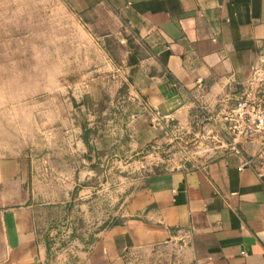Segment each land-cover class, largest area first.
<instances>
[{
	"label": "rangeland",
	"instance_id": "obj_1",
	"mask_svg": "<svg viewBox=\"0 0 264 264\" xmlns=\"http://www.w3.org/2000/svg\"><path fill=\"white\" fill-rule=\"evenodd\" d=\"M148 51L104 4L0 0V162L14 171L0 196L32 205L49 264L73 263L122 219L127 195L149 176L204 164L228 147L221 121L201 110L186 123L151 115L159 136L135 144L127 124L150 113L139 93ZM85 124L94 129L89 147ZM123 260L191 264L178 243L133 248Z\"/></svg>",
	"mask_w": 264,
	"mask_h": 264
},
{
	"label": "crops",
	"instance_id": "obj_2",
	"mask_svg": "<svg viewBox=\"0 0 264 264\" xmlns=\"http://www.w3.org/2000/svg\"><path fill=\"white\" fill-rule=\"evenodd\" d=\"M68 1L78 10L108 6L147 44L151 66L139 93L150 113L127 124L137 145L159 136L151 115L186 123L201 110L220 122L254 69H264V0ZM254 142L149 176L127 195L123 221L100 230L70 264H124L130 249L177 243L191 264H264V147ZM13 174L0 162V185ZM2 197L0 264H49L32 205Z\"/></svg>",
	"mask_w": 264,
	"mask_h": 264
},
{
	"label": "built area",
	"instance_id": "obj_3",
	"mask_svg": "<svg viewBox=\"0 0 264 264\" xmlns=\"http://www.w3.org/2000/svg\"><path fill=\"white\" fill-rule=\"evenodd\" d=\"M234 100L221 116L228 148L240 154L244 144L256 141L260 151L264 147V69H254L252 78L242 85ZM242 165L252 166L250 158L244 159ZM257 174L264 175V166Z\"/></svg>",
	"mask_w": 264,
	"mask_h": 264
},
{
	"label": "trees",
	"instance_id": "obj_4",
	"mask_svg": "<svg viewBox=\"0 0 264 264\" xmlns=\"http://www.w3.org/2000/svg\"><path fill=\"white\" fill-rule=\"evenodd\" d=\"M81 129H82V135H81V138L83 140V142L85 143V145L87 147L90 146V141H89V134L90 132H92L94 129L93 128H87L86 124L85 125H82L81 126ZM35 215V213H34ZM123 221V218L119 221V222H115L113 225L115 224H119Z\"/></svg>",
	"mask_w": 264,
	"mask_h": 264
},
{
	"label": "water",
	"instance_id": "obj_5",
	"mask_svg": "<svg viewBox=\"0 0 264 264\" xmlns=\"http://www.w3.org/2000/svg\"><path fill=\"white\" fill-rule=\"evenodd\" d=\"M251 142H252V141H251ZM251 142H249V143H251ZM254 143H256L257 147L259 148V144H258V142L255 141Z\"/></svg>",
	"mask_w": 264,
	"mask_h": 264
}]
</instances>
